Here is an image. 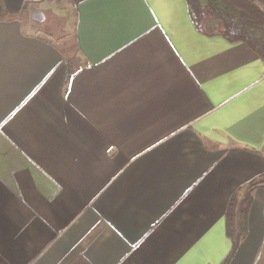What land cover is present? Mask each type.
I'll return each mask as SVG.
<instances>
[{"label":"crops","instance_id":"1","mask_svg":"<svg viewBox=\"0 0 264 264\" xmlns=\"http://www.w3.org/2000/svg\"><path fill=\"white\" fill-rule=\"evenodd\" d=\"M263 174L264 61L186 0H0V264H220ZM263 258L259 186L229 264Z\"/></svg>","mask_w":264,"mask_h":264},{"label":"trees","instance_id":"2","mask_svg":"<svg viewBox=\"0 0 264 264\" xmlns=\"http://www.w3.org/2000/svg\"><path fill=\"white\" fill-rule=\"evenodd\" d=\"M195 27L206 35H220L230 42H243L264 61V0H186ZM262 176L233 191L225 210V232L231 241L229 264L248 233L253 191L264 186Z\"/></svg>","mask_w":264,"mask_h":264},{"label":"rangeland","instance_id":"3","mask_svg":"<svg viewBox=\"0 0 264 264\" xmlns=\"http://www.w3.org/2000/svg\"><path fill=\"white\" fill-rule=\"evenodd\" d=\"M65 5L64 2L57 1L56 3L51 4L48 8L53 17V22L46 27V31L52 39L59 38L66 33L73 31V14L71 10L65 9ZM261 180L264 181V174L262 175ZM261 264H264V258Z\"/></svg>","mask_w":264,"mask_h":264},{"label":"flooded vegetation","instance_id":"4","mask_svg":"<svg viewBox=\"0 0 264 264\" xmlns=\"http://www.w3.org/2000/svg\"><path fill=\"white\" fill-rule=\"evenodd\" d=\"M43 16L39 11L33 12L31 16H29V22H33L35 24H38L37 26L39 27L38 29L42 31L44 28H40V25L43 23Z\"/></svg>","mask_w":264,"mask_h":264},{"label":"water","instance_id":"5","mask_svg":"<svg viewBox=\"0 0 264 264\" xmlns=\"http://www.w3.org/2000/svg\"><path fill=\"white\" fill-rule=\"evenodd\" d=\"M33 12H36V11H31L30 12V16ZM58 45H61V46H66V47H71V41L69 38H62L61 40H59L57 42Z\"/></svg>","mask_w":264,"mask_h":264}]
</instances>
